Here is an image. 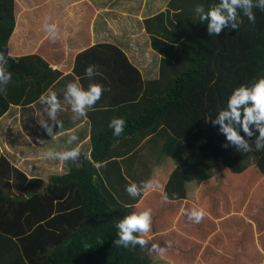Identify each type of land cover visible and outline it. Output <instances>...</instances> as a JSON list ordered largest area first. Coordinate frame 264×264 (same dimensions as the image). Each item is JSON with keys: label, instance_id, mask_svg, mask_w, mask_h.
I'll list each match as a JSON object with an SVG mask.
<instances>
[{"label": "trees", "instance_id": "16d2710c", "mask_svg": "<svg viewBox=\"0 0 264 264\" xmlns=\"http://www.w3.org/2000/svg\"><path fill=\"white\" fill-rule=\"evenodd\" d=\"M217 3L169 0L164 10L144 20L152 48L161 57L155 79H143L125 52L111 43L78 54L75 70L89 66L81 65L82 60L101 57V65H90L97 66V72L101 67V85L110 89L103 93L104 121L95 122L92 129L90 156L85 155L82 164L68 173L52 175L46 183L26 176L0 151V264H190L192 253L170 246L171 239L182 243L180 236L173 234L163 244L155 242L154 236L159 231L162 234V229H173V222L183 221L184 210H212L211 187L218 189L217 183L226 178L231 195L237 196L233 207L242 213L241 219L226 220L232 227H226L218 241L225 245L226 250H219L225 251L222 255L216 252L211 261L200 257L196 263L237 264L248 237L243 227L249 224L253 229L254 223L257 229L249 234L260 258L254 255L252 259L264 264V243L260 242L264 238V150L255 147L259 132L253 129V137L245 136L252 151L240 152L234 146L225 147L226 137L219 127L205 120L215 119L234 89L264 77V11L253 9L255 23L241 12L243 24L238 30L229 27L210 36L207 21L202 22L194 9L202 4L207 11ZM16 8V0H0V52L6 57L15 31ZM12 56L17 59L8 58L6 68L12 80L6 94L0 92V117L11 103L30 104L39 99L62 74L39 54ZM113 118L126 121L120 137L109 127ZM240 134L245 135L242 130ZM132 135L138 139L154 136L157 145L150 142L157 156L145 181L155 179L162 188L142 198L122 193L131 181L123 174L119 157L129 156L136 146L129 142ZM89 157L104 163L101 176ZM2 185L15 190H2ZM23 186L26 190H17ZM34 186L43 189L35 191ZM164 195L167 203H162ZM149 208L148 245L116 246L119 220ZM178 212L180 217L174 214ZM152 244L166 251L150 252ZM242 264L253 263L245 260Z\"/></svg>", "mask_w": 264, "mask_h": 264}, {"label": "crops", "instance_id": "0c3cea01", "mask_svg": "<svg viewBox=\"0 0 264 264\" xmlns=\"http://www.w3.org/2000/svg\"><path fill=\"white\" fill-rule=\"evenodd\" d=\"M16 1V26L10 39L9 50L12 55L18 56L39 54L53 69L60 70L62 72L60 78L50 87L57 92L62 103L67 84L75 82L77 77L80 78L79 82L85 89L93 83L101 84V67L96 80L85 75L88 66H79L75 70L78 54L97 44L111 43L121 48L129 61L139 69L143 79L149 80L158 77L161 57L152 48L151 36L146 30L144 20L164 10L167 6L164 4L168 3L169 0H166L165 3L163 0H159L160 2L155 4L151 0H120L121 2L131 1L130 5H135L137 1H141L137 7L129 8L114 3L115 0ZM116 4L120 6L116 7ZM158 5L161 7L157 8ZM45 18H50V23L58 25L60 35L56 40L50 39L43 30ZM87 64L101 65V57L82 60L81 65ZM105 101L106 99L102 95L94 108L88 111L87 117L77 121L72 119L73 114L70 106L64 105V110L58 114L62 127L57 126L54 129L57 132L55 139L47 135L45 129L40 125L42 121L48 120L49 124L52 122L47 116L45 106L39 103V99L30 104L11 103L0 117L1 154L26 176L39 178L43 182L45 180L39 175L30 176L27 173L24 169L25 164L21 165L23 161L39 158L46 162L52 161V165H55L59 163V160L48 158L46 156L47 151H64L79 146L81 155L78 163L67 161L60 162V164L62 168L65 167L68 170L80 166L83 157L91 154L92 129L95 122L100 125L104 121L102 113L106 109V106H103ZM91 113H93V117ZM73 134L79 139L72 145H68L67 140ZM128 139L130 143L136 146L130 149L129 156L119 157V162H121L123 174L126 175L122 163L129 161V169L132 168L133 171L129 175L133 177L134 171L140 169L135 163V156L140 146L150 142L154 143L152 141L154 136L138 139L136 135H132ZM157 143L160 144L161 140ZM7 148H10L9 153L6 151ZM12 153L14 156H10ZM12 158L14 159L11 160ZM153 169L154 164L151 172ZM151 172L146 174V178ZM98 174L101 176V168L98 170ZM127 177L129 176L127 175ZM145 180L132 181L130 179L131 182L138 185ZM24 187L17 190H26ZM41 188L43 189V187ZM41 188L37 186L34 187V190L42 191ZM1 189L5 191L15 190L3 185ZM174 214L180 217L179 212Z\"/></svg>", "mask_w": 264, "mask_h": 264}, {"label": "clouds", "instance_id": "9594fccd", "mask_svg": "<svg viewBox=\"0 0 264 264\" xmlns=\"http://www.w3.org/2000/svg\"><path fill=\"white\" fill-rule=\"evenodd\" d=\"M254 8H259L264 11V0H219V3L205 10L204 5H196L194 11L199 15L202 22L207 21L208 34L210 36L219 35L224 29L231 28L238 30L243 24L241 12L248 20L255 23L256 16ZM50 18H45L43 30L47 33L50 39L56 40L60 33L58 25L49 22ZM12 56L11 52L6 57L3 52H0V92L6 94L7 85L12 80V74L6 68L8 58ZM97 66L89 65L86 68L85 75L88 78L97 75ZM79 77L75 82H70L66 86V91L63 96V103L58 97L56 91L51 87L42 93L39 97V103L45 106V111L51 124L47 121L40 122V125L45 129L47 135L55 139L57 132L54 129L62 127V122L58 119V114L64 110V105H69L73 114V121L87 117L89 110H92L96 103L102 98L105 89L103 85L93 83L85 89L79 82ZM206 122H211L213 126L219 127V132L226 137L227 144L237 148L240 152L252 151V146L245 136L251 138L255 135V130H258L259 135L255 139V147L257 151L264 150V77L256 80L251 86L241 85L234 89L228 97L227 106L220 109L216 114L215 119L212 117L206 118ZM126 121L123 118H113L109 127L112 128L113 135L120 137L125 129ZM241 130L245 135H241ZM78 136L70 135L67 144L72 145L78 140ZM81 155L79 146L70 150L55 151L49 150L46 156L50 159L59 160L60 162L72 161L78 163ZM93 166L99 170L104 167L103 162H94ZM162 185L155 179H149L141 182L139 185L135 182L129 183L126 187V192L133 198L147 196L150 192L161 189ZM168 197H162V203H167ZM184 214L188 216L190 221L199 224L205 217L206 212L203 208H193L190 211L184 210ZM118 229V239L114 241L115 245L124 248H135L137 245L146 247L149 240L145 237L152 230V210L146 209L142 212H132L124 216L116 224ZM87 247V245H86ZM149 251L163 254L166 249L159 244H152Z\"/></svg>", "mask_w": 264, "mask_h": 264}, {"label": "rangeland", "instance_id": "374dc122", "mask_svg": "<svg viewBox=\"0 0 264 264\" xmlns=\"http://www.w3.org/2000/svg\"><path fill=\"white\" fill-rule=\"evenodd\" d=\"M113 2L120 4L121 6H125V8H129L132 6L137 7L141 1H137L135 5H130V3H132L131 1L121 2L120 0H115ZM151 2L155 4L160 1L151 0ZM165 2L166 0H163V3ZM117 4L116 7L120 6ZM166 4L167 3H165L164 6H166ZM156 7L160 8L161 5H158ZM154 148L155 147L151 143H146L140 146L139 151L135 156V163L137 167H140V169L134 171L135 175L133 177L129 175V173L133 172L132 168L129 169L130 166L129 161H124L122 163L126 175H128L132 181H138V179L139 181H143L146 178V174L151 172V168L153 167L155 158L157 156V154H155ZM6 151L9 153L10 148H7ZM10 156H14V154L12 153ZM15 156H17V154H15ZM13 159L14 158H12L11 160ZM23 164H25L24 169L27 171V173L30 176L39 175V177H42L46 182L49 181L52 174L61 175V174H66L70 171L65 167L62 168L60 161L58 164L52 165V161L46 162L44 161V159L41 160L37 158L32 160H25L21 165ZM218 172H220L219 169L215 173V176L218 175ZM223 180H225V182L217 183L218 189L217 188L214 189L215 188L214 186L211 187L212 196L214 198V208L206 212V215L203 221L200 222V224L190 221L187 215H183L182 217L183 221L173 222V229L171 228L162 229L163 233L161 234V232L159 231L157 235L154 236L153 240L155 242H159L163 244L164 240L167 239L169 240V236L173 234H177L178 236L181 237L180 240L182 241V243H178L176 241L173 242L174 240L172 241L171 239L170 246L173 250H178L181 253H186V254L192 253L193 258L196 260L193 261L194 259H192L191 260L192 262H190V264H197L198 263L197 261H199L200 257L203 259L206 258L207 262H209L212 260V258H214L215 256L214 254L216 252L217 254L222 255L221 252H225V251H219V250H226L225 245H223V243H220L221 241L220 242L218 241L221 240V238H223V235L226 233V227L228 228L232 227V225L229 222H226V220L231 217L230 220L233 223H235L236 220L241 219L239 218L240 214L236 211L237 208L233 207L237 196L231 195L232 190L229 188V186H227L228 184L227 178ZM122 193L124 195H128V193L126 192V188L125 190L122 191ZM217 204L219 205L218 208H217ZM240 216H242V213ZM252 225H253V229L255 228L257 229V224L252 223ZM243 228H246L248 237L244 240L245 250L241 247V255L237 258L238 259L237 264H242V262L244 263L245 260L252 261L253 264H256V262H254V259H252V257L255 258V256H258L260 258V254L258 253V251L253 250L255 247L254 237H252V235L249 234V233L253 234L254 230L252 229V226L249 224H245ZM259 234L260 233L255 234L256 238H259ZM261 239L263 240L264 243V238L263 237L260 238V242ZM250 252L254 254H250ZM248 254L249 256L246 258ZM217 264H219V262H217Z\"/></svg>", "mask_w": 264, "mask_h": 264}]
</instances>
